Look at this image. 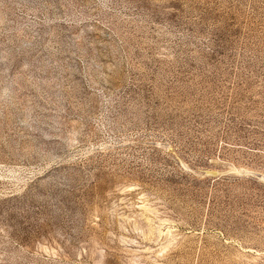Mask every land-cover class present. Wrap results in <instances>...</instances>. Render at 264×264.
Returning <instances> with one entry per match:
<instances>
[{
	"label": "rangeland",
	"instance_id": "1",
	"mask_svg": "<svg viewBox=\"0 0 264 264\" xmlns=\"http://www.w3.org/2000/svg\"><path fill=\"white\" fill-rule=\"evenodd\" d=\"M0 264H264V0H0Z\"/></svg>",
	"mask_w": 264,
	"mask_h": 264
}]
</instances>
